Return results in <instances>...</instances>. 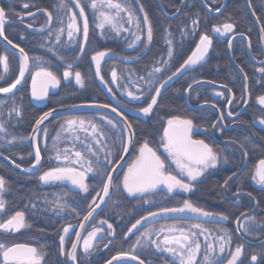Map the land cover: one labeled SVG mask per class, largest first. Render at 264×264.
Masks as SVG:
<instances>
[{
  "label": "trees",
  "instance_id": "trees-1",
  "mask_svg": "<svg viewBox=\"0 0 264 264\" xmlns=\"http://www.w3.org/2000/svg\"><path fill=\"white\" fill-rule=\"evenodd\" d=\"M1 1L3 3L0 6L5 11L3 30L7 39L23 47L30 58H43L41 62L42 66L55 72L57 78L61 80L58 89L54 93L49 94L46 102L42 106H39L31 97V73L37 69L34 61L30 59L29 74L22 88L15 95L0 99V124L6 129L5 132L0 133V153L23 168H27L33 163L32 155L27 146L28 137L36 119L44 112L55 107L75 105L82 102L98 101L102 104H107L106 97L96 78L91 60V56L95 52L107 51L120 58L135 60L133 63H120L113 60L103 61L101 63V76L104 79V84L107 85L108 89L118 100L130 108L138 109L147 104L164 73L162 71L161 73L155 74L151 78L153 83L149 86L148 80L150 78L148 74L152 69L155 67L162 69L163 61L166 60L172 66L177 60L184 57L185 51L190 48L201 34L207 32L210 26L218 20V18L208 15L198 0H186L182 13L174 20L165 19L153 0H127L136 19L129 22L127 14L121 13L119 23L123 25L124 31L117 36L107 25L101 30L98 27L100 23V19L98 18L99 14L98 12H94L89 6L91 0H81V6L85 10V16L89 24L88 40L82 58L74 64L71 70L73 76L75 71L82 73L85 86L81 88L75 83L74 79H70L69 77V81H66L62 77L65 65L72 62L74 54H79L80 52L79 40L74 47H68L64 38L68 18L71 13H79L80 11L72 3V0H63L65 4L63 9L60 8L61 0H34L28 3L29 10L43 9L52 15L53 22L51 28L47 32L39 35L28 33L26 27L30 25L31 27L39 26L43 17L39 16L32 21L20 22L18 20V14L25 12L22 10L23 3L18 0ZM203 1L208 7L215 9L219 6L221 0ZM160 3L165 13L171 15L177 10L180 0H160ZM141 7H143V11H140ZM69 9H71V12ZM145 14L149 17L153 28V39L150 43H146L145 40V29L143 25V17ZM193 20L197 22L195 26L192 23ZM138 22L140 24L139 28L137 27ZM61 29H63L62 32L60 31ZM135 35H139L141 41L137 42L135 48H129L128 44L135 39ZM58 36L59 43H57ZM168 40L172 42L173 47V56L170 60L167 56ZM49 48L53 49L57 54H63L62 60H58L52 52L48 51ZM1 52L7 54L9 71L4 75V79L0 80V86L7 87L18 75L19 60L15 54L5 50L2 46H0V54ZM113 69L117 72V88L113 87L110 81ZM0 74H2L1 69ZM141 77H144V79H141ZM123 85L136 87L137 96H140L141 99L138 101L123 100L119 95V91L123 90ZM149 87L151 90H149ZM16 108H19L22 113L19 117L13 111ZM101 115L105 114L82 112L61 117L49 123L43 129L37 140V146L41 150V169L34 177L19 176L12 173L0 163V177L5 180V187L7 189L3 193L6 211L0 213V222H5L10 219L17 211L23 212L26 216L25 224L27 226L21 230V235L32 236L38 242L44 240L47 243L44 248L46 253L45 264H65L60 254L59 237L63 234L65 227L72 226L69 233L65 236L66 253L72 242L75 227L89 209L88 204L92 202L93 197H96L97 193H101L103 187L99 178H92L91 174L85 180V183L90 185L88 193H80L78 190L70 188L66 183L42 184L39 181V176L44 171L58 164V161L55 159L56 151L52 148L53 138L56 137L61 125H64L65 121L72 117H86L103 125V121L99 120ZM45 129L47 130V136L45 135ZM107 131L112 132L113 140H115V131L110 128H107ZM64 135L67 137V133ZM108 143L113 151V159L117 162L122 152L121 142H116L114 147L112 146V141H108ZM69 147L71 145L67 139L61 141L59 144L61 153L65 148ZM101 158L103 159V153H101ZM110 168L111 166H109V170ZM57 195H65V200L69 207L74 205L76 210L70 211L69 208H65L63 212L57 214L58 210L55 208V204L52 203ZM161 207V205L158 206L157 204L152 206L144 204L143 200L134 202L133 200H128L122 193L118 191L114 192L101 213V218L109 221L113 226L115 233L113 241L111 240V236L108 235L103 242L102 240L94 241L96 247L93 250L95 252L93 253L91 251L89 255H85L82 248L79 247L77 250V264H104L108 259L118 253H131L132 245L140 237V233L145 228L139 231L133 230L132 233H128V229L138 218ZM172 225L183 226L185 228L189 226L187 222L172 221L156 223L146 228L159 229L162 226L169 227ZM255 226L258 228V223ZM204 227L209 231H205L198 237L202 247L197 256V260L200 261V264H203L207 243L215 245L219 236L223 235L217 229L223 227L231 236V241L225 245L224 253L222 254L224 264L229 258L232 249L242 244L241 240L234 233L231 223L228 225L204 224ZM260 227H263L264 232V224L261 223ZM207 237L211 238L206 240ZM162 238L163 235L161 234L160 239ZM150 239H157L156 234L153 233ZM244 248L241 259L243 264H253L251 261L253 254L260 255L255 264H264V244L262 246L244 245ZM137 253L139 254V259L145 261L146 264H169L171 260L168 254L155 253V255H152L140 248H137ZM217 254L221 255L218 249ZM241 261L239 264H241Z\"/></svg>",
  "mask_w": 264,
  "mask_h": 264
},
{
  "label": "snow or ice",
  "instance_id": "snow-or-ice-1",
  "mask_svg": "<svg viewBox=\"0 0 264 264\" xmlns=\"http://www.w3.org/2000/svg\"><path fill=\"white\" fill-rule=\"evenodd\" d=\"M79 11V17L83 18V35L84 43L79 44L80 52L79 54H74L72 62L65 65V70L63 72V79L68 80L69 77L73 76L71 71L74 64L82 58L88 40L89 24L85 16V10L81 6V0H72ZM94 12H98V18L100 23L98 27L103 30L105 26H109L111 31H113L117 36L124 31L123 25L119 23L121 19L120 14L126 13L128 21L136 19L133 10L127 3V0H91L89 5ZM27 7V5H25ZM65 4L61 0L60 8L63 9ZM107 9L108 11H104ZM71 12V9H69ZM140 11H143L141 7ZM219 12V9H216ZM48 15L49 23L52 20L51 13H46ZM68 24V36L71 40L74 33L78 32L77 27V17L71 15L69 17ZM5 22V11L0 8V37H3L12 48L17 49L19 52V74L16 76L15 80L9 84L7 87L0 86V93L12 94L13 90L17 89L19 85L26 82L25 74L29 71V61L30 59L34 61L36 71L31 73V97L35 101L44 100L48 94L49 89L57 88L61 80L57 78L55 72L50 71L47 67L42 66L41 57H29L28 53L23 47H19L17 44L8 40L4 35L3 25ZM195 26L197 22L192 21ZM143 25L147 29V40L150 43L153 39V28L150 23L147 14L143 17ZM137 27H140L139 22ZM43 31V28L39 29ZM61 32L63 29L60 30ZM167 31V30H165ZM233 31L232 23H224L222 26H213L212 33L219 34L223 37L227 33ZM103 35V31H102ZM23 38V37H22ZM247 39V37H245ZM262 40H264V29H262ZM141 41L139 35H135V39L128 44L129 48H135L137 42ZM57 43H59V36L57 37ZM168 43L167 56L169 60L173 56V47L170 40ZM232 41L229 40V46H231ZM212 45V39L208 34H201L199 37V43L196 44L195 50L192 51L191 55L187 57L186 60L176 68L167 79L160 83L159 87L155 88L156 95L151 96V102L147 103V106L138 108V112L144 116H149L153 111L154 106L157 104V97L161 94V89L172 80L173 77L186 72L187 70L193 68L194 66L200 64L205 59L210 46ZM146 47V46H145ZM48 51L52 52L58 60H62L63 54H57L53 49L49 48ZM110 53L107 51H97L91 56L92 62L95 64V75L96 78L100 80L103 84L104 79L101 76V61L104 60L106 56ZM123 59V57H121ZM159 63V62H158ZM165 65L169 61H163ZM0 66L3 68V72L7 73L9 71V66L6 56H0ZM162 69L160 67H155L148 74L149 80L148 85L151 86L153 83L152 77L157 73H161ZM257 71L264 74V69H258ZM112 82H117V72L115 69L111 72ZM4 79V75L0 74V80ZM144 79V77H141ZM75 83L83 88L84 78L80 71L74 72ZM247 77H245V81ZM107 87V85H105ZM191 84L189 88H191ZM149 90L150 87H149ZM245 92H247V84H245ZM131 100H140L141 97L134 95L132 92L125 93ZM217 96H221L222 93L217 92ZM232 101L229 100V104ZM246 104L247 101L245 100ZM257 103L264 106V95L257 98ZM71 107H76L75 105ZM90 107H96L99 109L109 108L107 104H96L90 105ZM215 107V105H213ZM117 116L123 120L125 127L120 128L118 122L109 118L106 115H101L99 117L100 121H103V125L94 122L93 119L86 117H72L65 121L64 125H61L60 130L57 132L56 137L53 138L52 148L56 151L55 159L58 161L57 166L44 171L42 175L39 176V181L42 184H54L67 183L71 185L73 189H77L80 193H88L89 184L85 183L86 178L91 174L92 178H99L102 183V192L96 194L93 197L92 202L88 204L89 211L83 216V221H89L96 209L101 206L100 203H96L97 198L103 203L105 197H110L111 189L115 187L117 190L120 189L122 185L123 191L132 197H143V203L149 204L150 201L147 197L149 195H155L158 192H164L166 194H172L176 190L180 192L188 193L192 190V183L199 180L209 169H215L218 166L220 156L209 144L205 143L203 140L192 139L193 121L191 119H179L172 118L167 121V126L163 129V136L161 137V144L164 153L167 154L166 158L162 159L161 155L158 154L157 150L149 146L147 141L141 144L138 148V155L135 159L128 164L127 169L124 171L122 180L120 184H114L113 172L116 171L118 165L113 159V151L110 148L108 141H112V146L114 147L116 142H121L122 152L124 154L128 153L130 146L133 145V133L129 131L132 125L127 119H125L116 108L110 109ZM16 116H21L22 113L19 108L14 109ZM55 109L44 112L35 121V127L33 128L34 133H38L41 129L40 126L52 116ZM231 115V113H229ZM259 123L264 125V120H260ZM106 126V127H105ZM215 127V125H213ZM107 128L115 131V140H113L112 132L107 131ZM6 129L2 124H0V133L5 132ZM45 135L47 136V130L45 129ZM67 133V137H65ZM83 134V135H81ZM126 134V139L124 136ZM33 141V147L35 148V162L32 164L30 169H24V171L31 172L32 169L36 168L41 162V150L35 143L36 137L30 138ZM67 139L71 147L65 148L63 152L59 150V144L61 141ZM248 140V138H245ZM250 142V141H249ZM11 143V141H9ZM79 145V147H77ZM101 153H103V159L101 158ZM245 156L248 155L247 151L244 153ZM7 159V157H5ZM123 159V156L120 157ZM166 160H170L172 164L175 165L176 169L179 171L181 176H186L188 182H184L178 179L176 175H173L169 170ZM227 163V160L224 161ZM109 166H111L109 170ZM19 167V165H17ZM233 175H236L233 173ZM232 177H229L231 180ZM252 181L264 188V159H260L258 163L255 164L254 169L251 173ZM5 180L0 177V213L6 211L5 203L3 200V193L7 190L5 187ZM227 184V181L225 182ZM55 204V208L58 210L57 214L63 212L65 208H69L70 211L76 210L75 206L69 207L67 201L65 200V195H57L55 200L52 201ZM95 205V206H93ZM173 217L180 222H187L188 227L172 225L169 227H161L159 229L155 228H145L143 232L140 233V237L137 238L136 242L132 245L131 253H118L113 256L107 264H113V260H120L122 257H127L131 260H138L139 254L137 253V248L143 249L146 253H164L171 257L169 264H200L197 260V256L201 251V244L198 240L199 235L203 234L205 231H209L204 227L205 223L212 222L218 225H222L224 221L228 219L226 215L216 214L210 211H206L203 208L194 205L189 200L185 199L182 204L178 207H161L158 212H149L147 216H142L141 219H137L134 224L128 229V233H132L133 229H136L142 221L149 222L153 224L156 222L158 217ZM100 224H106V220H101ZM255 223L254 217H248V219L239 225V229H242L245 234L253 231L252 224ZM24 221V213L17 211L6 222H0V230L3 231H19L20 229L26 227ZM84 223L80 224V228H84ZM69 225L63 229V234L60 235V254L67 255V259L72 262V264H77V250L78 244L81 239H83L82 250L85 255H89L91 251L96 247L94 241L98 239V234L103 230L99 226H94L93 229L88 232L86 237H82L81 231L77 230L76 240L72 242L71 249L65 253V236L69 233ZM113 226L108 224L109 231L108 236L115 235L112 230ZM217 231L222 232L223 235L219 236L217 243L214 245L212 243H207L206 250L204 252L203 264H223L224 249L225 245L230 243L231 236L223 228L219 227ZM156 234L157 239L152 240L150 237ZM161 234L163 238L160 239ZM127 238V234H126ZM211 237H207L210 239ZM107 247V245H105ZM242 247L237 246L234 252L230 253L231 259L227 260V264H237L242 255ZM154 249V252H153ZM217 249L219 254H217ZM0 257H2L3 264H41L43 260V253L38 251L35 247H29L25 244H15L13 246H7L0 243ZM257 254L251 256V261L253 264L257 261ZM139 264H145V261L139 260ZM241 264L243 262L241 261Z\"/></svg>",
  "mask_w": 264,
  "mask_h": 264
},
{
  "label": "flooded vegetation",
  "instance_id": "flooded-vegetation-1",
  "mask_svg": "<svg viewBox=\"0 0 264 264\" xmlns=\"http://www.w3.org/2000/svg\"><path fill=\"white\" fill-rule=\"evenodd\" d=\"M2 3L3 1L0 0V4ZM21 3H23L22 10L25 12L18 14L20 22L32 21L39 16L43 17L39 15L26 19L25 15L36 10H29L28 3L31 2ZM204 4L206 5V3ZM222 4L223 0L215 9L206 6L212 11H216V9L221 8ZM206 13L210 15L207 11ZM212 17L218 18V20L210 26L207 32L203 33L208 34L212 39V45L205 56V60L172 80L157 98V104L149 116L135 117L120 112L132 125L131 129L134 135V149L127 166L135 159L139 146L145 141L150 147L157 150L162 159L166 158L167 154L163 151L161 137L164 127L167 126V121L172 118L191 119L194 125L192 139L203 140L219 153L218 166L215 169H209L199 180L191 182L192 190L190 192L184 193L176 190L172 194H166V190H164V192L149 195L147 198L152 202L148 205L178 207L187 199L206 211L226 215L228 219L225 225L231 223L236 236L234 224L237 221V231L243 239L250 241L260 239L259 241H262L264 232L260 225L261 223L264 224V188L252 181L251 173L255 164L260 159H264V125L259 123L260 120H264V106L257 103V98L264 95V74L257 71L264 69V40H262L264 0H225L222 12L218 16ZM52 22L53 18L51 26ZM45 23L46 19L43 17L37 27H43ZM224 23H232L233 31L223 37L212 33L213 26H222ZM29 27L31 25L26 27L27 32ZM229 40L232 41L231 46H229ZM197 43H199V38L185 51V56L177 60L172 66L169 63L167 65L162 64L164 73L156 87H159L163 80L180 67L195 50ZM245 77H247L246 81ZM190 84L191 88H189ZM245 84H247V92H245ZM217 92L222 93V95L217 96ZM152 95H155V89ZM229 100L232 101L231 104H229ZM245 100L247 101L246 104L244 103ZM106 102L108 103L107 98ZM120 102L124 108L138 112L137 109L130 108L122 101ZM149 102H151V98L147 103ZM145 106L147 104L143 107ZM245 151L248 153L247 156L244 155ZM225 160L227 163L224 162ZM166 164L173 175L184 182H188L187 177L181 176L170 160H166ZM124 171L123 169L116 176L114 184H120ZM229 177L232 179L229 180ZM226 181L227 184H225ZM116 191L134 202L144 200L143 197L128 196L126 192L122 191L121 186L119 190L113 187L112 195ZM159 210L160 208L152 212ZM102 211L91 222L82 237H86L94 226L101 227L102 232L107 234L108 226L99 224V220H104L101 218ZM148 213L143 216L148 215ZM248 217H254L255 223L252 224L253 231L245 234L242 229H239V225L243 224ZM107 223L111 224L109 221ZM257 223L258 228L255 226ZM90 227H92L91 230H89ZM76 228L77 226L73 231V238ZM22 229L19 231L0 230V243L7 246L25 244L29 247H35L43 253L41 264H45L46 253L44 248L47 243L44 240L38 242L32 236H22ZM112 230L114 231L113 228ZM114 237L111 236L112 241ZM238 239L240 238L238 237ZM82 244L83 239L80 241V248H82ZM244 245L246 244L243 242L238 245L243 246L241 259L245 249ZM236 247L232 249V252ZM259 256L257 255V257ZM61 258L67 264V255H61ZM0 264H3L2 257H0Z\"/></svg>",
  "mask_w": 264,
  "mask_h": 264
},
{
  "label": "water",
  "instance_id": "water-1",
  "mask_svg": "<svg viewBox=\"0 0 264 264\" xmlns=\"http://www.w3.org/2000/svg\"><path fill=\"white\" fill-rule=\"evenodd\" d=\"M18 1H20V2H24V3H28V2H33L34 0H18ZM153 1L155 2L156 6H157V8H158V10H159V12L161 13V15H162L165 19H167V20H174V19H176V18L181 14V12H182V10H183V8H184L185 2H186V0H181V3H180V5H179L178 10H177L174 14H172V15H168V14H166L165 11L163 10L162 5H161V3H160L159 0H153ZM198 1H199V3L201 4V6H202V7H203V8H204V9H205L210 15H212V16H218V15L222 12V10L224 9V5H225V0H223V4H222L221 8L219 9L220 11L217 12V11H212L210 8H208V7L204 4L203 0H198ZM46 13H48V12L45 11V10H43V9H39V10H36V11H34V12H31V13L25 15V18H26V19H31V18H34V17L39 16V15L45 17V19H46V23H45V25H44L43 27H29V29H28V32H29V33H31V34H33V35H39V34H43V33L47 32V31L50 29V27H51V22L49 23V21H48V15H46ZM41 28H43V31H39V29H41ZM0 45H1L3 48H5V49H7L8 51H10V52H12L13 54H15V55L17 56L18 60H19V52L17 51V49L12 48L11 44H9V43L7 42V40H5L3 37H0ZM109 53H110V52H109ZM106 60H113V61H118V62H121V63H133V62H135V60H126V59H122V58H120V57H118V56H116V55H114V54H112V53H110L108 56H106V57L104 58V60H102V61H106ZM204 60H205V59H204ZM204 60H203V61H204ZM102 61H101V62H102ZM93 67H94V72H95L96 69H95V64H94V63H93ZM27 75H28V72H26V74H25V78H27ZM179 75H180V74H178L177 76H179ZM177 76L173 77L172 80H174ZM97 80H98V82H99V84H100V86H101V88H102V91H103L104 95L107 97V100H108V103H109V104H108V105H109V108H106V109H99V108H96V107H90V105L102 104V103H99V102H97V101H92V102H82V103H79V104H75L76 107H71V106H73V105H67V106H60V107L52 108V109H55V111L53 112L52 116L49 117L47 120H45L44 123L40 126V129H41V130H40L38 133H34V132H33V128L35 127V123H34L32 129H31V132H30V134H29V138H28L27 146H28V149H29V151H30V153H31V155H32L33 163L35 162V148L33 147V141H32L30 138L33 137V136H35V137H36V141H35V143L37 144V139H38V137H39L41 131L44 129V127H46L49 123H51L52 121H54V120H56V119H59V118L64 117V116L72 115V114L82 113V112H97V113L105 114V115L111 117L112 119H114L116 122H118L119 126H120L121 129H122L123 127H125L123 120H121L119 116H117L114 112H112V111L110 110L111 108H116L117 111H119V112H123V113H125V114H127V115H130V116H135V117H142V116H143V114H141L140 112H135V111H131V110H128V109L124 108L123 105L120 103V101H118V100L114 97V95L110 92V90L105 86V84H104V83L102 84V83L100 82L99 79H97ZM172 80H171V81H172ZM171 81H169L168 84H169ZM24 83H25V82H23L21 85H19V86L17 87V89L13 90V93H12V94L0 93V99L9 98V97L15 95V94H16V93L22 88V86L24 85ZM168 84H166L165 87H166ZM199 84H206V83H199ZM165 87H164L163 89H161V92L165 89ZM57 89H58V87L55 88V89H51V88H50V89H49V94L54 93ZM155 95H156V93H155ZM158 97H159V96H158ZM158 97H157V98H158ZM45 101H46V98H45L44 100H42V101H36V102H37V104H38L39 106H42V105L45 103ZM52 109H50V110H52ZM50 110H48V111H50ZM46 112H47V111H46ZM42 115H43V114H42ZM121 115H122V114H121ZM122 116H123V115H122ZM123 117H124V116H123ZM129 131L132 132V129H129ZM132 133H133V132H132ZM126 138H127V137H126V134H125L124 139H126ZM133 145H134V135H133ZM133 149H134V147H131V146H130L128 153L124 154V153L122 152V155H121V156H123V159H119V160H118V162L116 163V164L118 165V167L116 168V171L112 173V175H113V177H114V180H115L116 176H117V175H118L123 169H124V170L127 169V167H128V166H127V163H128L129 158H130V156H131V154H132V152H133ZM137 155H138V151H137ZM5 157H6L5 155H3V154L0 153V163H1L4 167H6L8 170H10L12 173H15V174L20 175V176H23V177H33V176H36V175L39 173L40 169H41V162H40V164L37 165L36 168L32 169L31 172L24 171V169H30V168L32 167V165H30V166L27 167V168H23V167H20V166L17 167V164H16V163H14V162H13L12 160H10L8 157H7V159H5ZM33 163H32V164H33ZM126 166H127V167H126ZM121 188H122V185H121ZM112 191H113V188L111 189V195H112ZM122 191H123V188H122ZM123 192H124V191H123ZM101 195H103V192H102V191H101ZM111 195H110V197H111ZM110 197H105L103 203H101L100 200H99V198H98V200L96 201V203H100L101 206H100L99 208L96 209V212L93 214V217H91L89 221H83V218H82L81 221H80V223H79V225H78V227L76 228V231H77V230L81 231L82 236H83L84 232H85L86 229L89 227V225L91 224V222H92V221L98 216V214L104 209V207H105L106 204L108 203ZM93 206H95V205H93ZM88 211H89V210H88ZM157 212H158V211H157ZM86 214H87V213H86ZM86 214H85V215H86ZM146 216H147V215H146ZM140 219H141V218H140ZM100 221H101V220H99V222H100ZM168 221H178V220L175 219V218H173V217H170V216H169V217L161 216V217H158V218H157V220H156V222H155L154 224H156V223H160V222H168ZM82 222H83L84 225H85L83 229H81V228L79 227L80 224H81ZM99 224H100V223H99ZM206 224H215V223L208 222V223H206ZM225 224H227V220L223 222V225H225ZM101 225H106V226H108V223H106V224H101ZM150 225H153V223H152L151 221H149V222L142 221L141 224L138 225L137 228H136L135 230H141V229H143V228H145V227H148V226H150ZM234 229H235V232L237 233V236L240 238V240H241L243 243H245V244H247V245H249V246H259V245H261V244L264 243V239H263L262 241H257V242H255V241H248V240L243 239V238L238 234V231H237V221H236L235 224H234ZM76 231H75V233H76ZM75 240H76V235L74 234L73 241H75ZM73 241H72V242H73ZM80 241H81V240H80ZM79 244H80V242H79ZM79 244H78V246H79ZM71 245H72V244H71ZM70 249H71V247H70ZM70 249H69V250H70ZM234 251H235V250H234ZM234 251H233V252H234ZM115 256H116V255H115ZM111 259H112V258H110L109 260H111ZM228 259H231V256H229ZM228 259H227V260H228ZM109 260H108V261H109ZM139 260H140V259H138V260H131V259H128L127 257H122L120 260H113V264H121V263L139 264ZM240 260H241V257H240ZM240 260L237 262V264H239ZM108 261H107V262H108ZM107 262H106L105 264H107ZM67 264H72V262H71L70 260L67 259ZM145 264H146V263H145ZM224 264H227V261H226Z\"/></svg>",
  "mask_w": 264,
  "mask_h": 264
},
{
  "label": "rangeland",
  "instance_id": "rangeland-1",
  "mask_svg": "<svg viewBox=\"0 0 264 264\" xmlns=\"http://www.w3.org/2000/svg\"><path fill=\"white\" fill-rule=\"evenodd\" d=\"M104 11L107 12L108 10L107 9H104ZM71 15H75L77 17V27H78L79 31L76 32V33H74V36H73V38L71 40L69 39V36H68L69 29H68L67 26H68L70 20L68 18V22L66 23L65 34H64L65 43L67 44L68 47H74L78 40H79L78 44L79 43L81 44V43H83V40H84V35H83V18H80L79 17V13L78 12H73V14L71 13ZM144 29H145V40H146V43H149L148 40H147V29L145 27H144ZM0 56H6L7 57V54L4 53V52H1ZM0 69H1L2 74L5 75L6 73L3 72L2 66H0ZM62 75H63V73H62ZM70 79H74V76H71ZM66 81H69V79L66 80ZM110 81H111V84L113 85V87L117 88V84L112 82V76H111V80ZM131 89H133V90L131 91ZM126 92H132L134 95H137V88L136 87H133V86H129V87L124 86L123 87V90L122 91H119V95L125 101H138V100H131V99H129L128 96L125 94ZM1 148H3V146H1ZM67 185H69V184H67ZM69 187L72 188L71 185H69ZM106 237H107V234L101 232L100 234H98V239L97 240L98 241H101L102 240V242H103V241H105ZM92 251H93V253L95 252V250H92Z\"/></svg>",
  "mask_w": 264,
  "mask_h": 264
}]
</instances>
